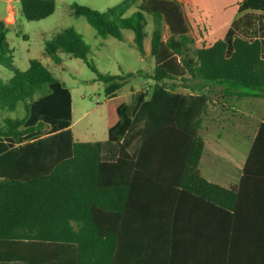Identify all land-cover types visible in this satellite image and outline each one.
<instances>
[{"label": "trees", "instance_id": "16d2710c", "mask_svg": "<svg viewBox=\"0 0 264 264\" xmlns=\"http://www.w3.org/2000/svg\"><path fill=\"white\" fill-rule=\"evenodd\" d=\"M20 1L27 21L44 20L56 8L54 0ZM135 5L138 11L123 18ZM71 12L102 38L133 31L143 56L151 17L155 67L143 78L154 84L137 93L134 105L123 97L106 105V142L76 141L71 91L41 60H31L27 71L14 67L0 23V65L13 73L0 78V114L25 111L0 124V264H264V223L257 214L251 222L243 181L225 188L199 169L211 101L203 84L226 82L250 91L240 97L264 98L263 43L238 38L231 50L226 40L195 48L175 0H126L108 10L109 19L78 4ZM89 51L68 28L44 55L58 65L61 53L82 59L108 99L142 73L101 74ZM109 143L118 146L115 160L103 157Z\"/></svg>", "mask_w": 264, "mask_h": 264}, {"label": "rangeland", "instance_id": "374dc122", "mask_svg": "<svg viewBox=\"0 0 264 264\" xmlns=\"http://www.w3.org/2000/svg\"><path fill=\"white\" fill-rule=\"evenodd\" d=\"M54 1L56 8L50 17L40 21H27L22 14L20 0H0V23L5 25L8 43L12 50L13 66L20 71H27L31 60H41L71 91L73 107L71 129L75 140L106 142L108 140L106 105L118 104L122 97L127 104L134 105L137 93L150 90L154 84L149 77L143 78L145 75H151L155 67V60L150 55L152 19L146 15L148 22L144 38L146 55L143 56L134 44L133 31L121 30L120 39L112 36L102 38L86 17H76L71 12V6L78 4L87 6L108 18L106 15L108 10L126 0ZM175 1L182 3L189 18L191 36L195 40L194 47L202 48L224 39L229 26L239 16L238 6L243 0ZM137 11V5L132 6L123 18H130ZM68 28H74L83 36L84 42L90 48L88 60L95 64L101 74L125 75L139 71L142 73L129 79L118 91L116 98L108 99L105 85L97 80V75L82 59L61 53L62 61L58 65L51 57L44 55L47 45ZM167 36L168 33L165 32V37ZM12 75V72L0 65V78L8 79ZM203 85L204 93L208 94L212 104L218 107L221 101L220 92L226 85H220L219 82H208ZM229 88L235 89V87ZM180 91L184 90L180 89ZM24 115L25 111L22 107L16 112L0 114V124L5 117L21 118ZM205 126L201 134L207 137ZM137 146L138 141L133 144L130 151L133 152ZM117 151V144L109 143L103 151V157L107 160H115Z\"/></svg>", "mask_w": 264, "mask_h": 264}, {"label": "crops", "instance_id": "0c3cea01", "mask_svg": "<svg viewBox=\"0 0 264 264\" xmlns=\"http://www.w3.org/2000/svg\"><path fill=\"white\" fill-rule=\"evenodd\" d=\"M238 14L222 39L228 42L229 50L237 31L243 32L245 38H258L264 46V0H243L238 6ZM220 85L226 86L220 92L219 106L215 107L210 101L203 122L202 129L207 124L204 128L207 137L200 130L205 149L199 169L208 182L225 188L239 186L243 181L242 194L248 196L250 220L253 223L258 215L259 223H264V98L240 97L237 94H250V91L229 83ZM258 137L259 149L253 154V164L251 161V169L246 176L245 167Z\"/></svg>", "mask_w": 264, "mask_h": 264}, {"label": "built area", "instance_id": "2783aa9c", "mask_svg": "<svg viewBox=\"0 0 264 264\" xmlns=\"http://www.w3.org/2000/svg\"><path fill=\"white\" fill-rule=\"evenodd\" d=\"M238 38L247 39V40H255L256 39L253 36H249L248 38H245V34L243 32H240V31L235 32V36H234L233 40L238 39Z\"/></svg>", "mask_w": 264, "mask_h": 264}]
</instances>
